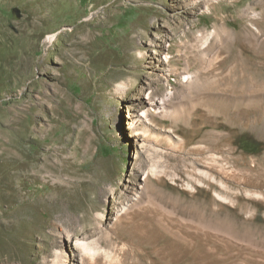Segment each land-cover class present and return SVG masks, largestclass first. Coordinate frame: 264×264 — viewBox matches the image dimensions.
Wrapping results in <instances>:
<instances>
[{
  "label": "rangeland",
  "instance_id": "374dc122",
  "mask_svg": "<svg viewBox=\"0 0 264 264\" xmlns=\"http://www.w3.org/2000/svg\"><path fill=\"white\" fill-rule=\"evenodd\" d=\"M205 1L0 0V264H151L162 246L127 211L146 191L186 214L206 190L233 260L264 264V54L240 15L258 0ZM223 26L232 38L192 48ZM179 71L224 87L227 115L216 96L181 101ZM168 91L181 116L146 118Z\"/></svg>",
  "mask_w": 264,
  "mask_h": 264
},
{
  "label": "bare ground",
  "instance_id": "6f19581e",
  "mask_svg": "<svg viewBox=\"0 0 264 264\" xmlns=\"http://www.w3.org/2000/svg\"><path fill=\"white\" fill-rule=\"evenodd\" d=\"M203 1L195 0V4L200 5ZM263 2L262 0H258L256 3L252 2L248 4L243 9L242 14H240L247 19V22L251 26V29L245 32L243 38L254 47V52L259 55L264 54V30L260 27V23L258 24V20H264V14L257 12L255 5L258 3V5L260 4L264 7ZM219 3H221V0H206L204 5L206 8L211 9L215 8V5H219ZM262 7L261 9H263ZM215 35L222 41V39L232 38L234 32L232 29H227L223 26L218 32L212 30L205 35L201 34L198 39L192 42V48L198 53L202 51V55H205L209 50V40ZM52 38L53 35H50L47 41H52ZM211 64L212 62H205L202 59L200 71L207 74ZM177 73L181 77V83L184 88V91L181 93V101L195 97L202 101V105H205L213 102V97L216 96L218 100L214 101L213 104L222 112L223 116L227 115V92L224 87L216 88L217 92L213 93L210 89V86L213 84L211 78L202 81L197 73L187 74L185 71H179ZM221 78V80H224V77ZM125 86L122 85L121 87ZM140 90H143L142 87ZM147 99L148 109L144 115L146 118H150L151 121L155 115L171 119L181 116L182 109L179 106H174L176 102L172 97L171 91H168L163 97L153 96L152 93H149ZM241 103L239 99L236 101L237 105L240 104L239 106L242 105ZM22 178L25 179L24 177ZM150 180L148 179V182ZM201 180L209 185L213 183L210 176L201 177ZM146 190L149 191L150 189L148 190L146 188ZM208 192L206 190L204 197L194 201L196 202L195 205L192 202V209L186 214H184L185 212L182 213L183 211L179 213L175 209L167 208L157 196L147 195L146 191L144 193L142 192L137 199L136 207L132 211L127 212L132 218L139 220V223L135 227L134 239L139 241L141 245L148 244L154 248H156L157 244L162 246L160 247L161 249L158 248V259L152 260L151 264H246L241 260H233L234 253L232 244L230 243L233 238L232 236H236V233L234 234V227L230 226L225 228L214 223L213 202ZM239 208L243 210V204ZM225 231L226 234L224 235ZM219 236L223 237L224 240H228L227 237H229V242L220 241ZM215 243H217V246H222L225 250L226 260H214ZM87 244L76 240V247L81 250V253L85 257L93 255L92 248ZM261 263L257 262V264ZM250 264H254V262Z\"/></svg>",
  "mask_w": 264,
  "mask_h": 264
},
{
  "label": "water",
  "instance_id": "95a60500",
  "mask_svg": "<svg viewBox=\"0 0 264 264\" xmlns=\"http://www.w3.org/2000/svg\"><path fill=\"white\" fill-rule=\"evenodd\" d=\"M15 12H16V9H13V14H15ZM16 17V16H15Z\"/></svg>",
  "mask_w": 264,
  "mask_h": 264
}]
</instances>
